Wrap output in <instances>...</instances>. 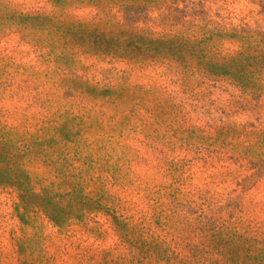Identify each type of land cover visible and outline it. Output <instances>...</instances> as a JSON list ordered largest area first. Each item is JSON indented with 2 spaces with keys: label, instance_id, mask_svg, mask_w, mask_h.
I'll return each mask as SVG.
<instances>
[{
  "label": "rangeland",
  "instance_id": "374dc122",
  "mask_svg": "<svg viewBox=\"0 0 264 264\" xmlns=\"http://www.w3.org/2000/svg\"><path fill=\"white\" fill-rule=\"evenodd\" d=\"M0 264H264V0H0Z\"/></svg>",
  "mask_w": 264,
  "mask_h": 264
}]
</instances>
